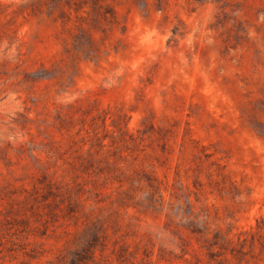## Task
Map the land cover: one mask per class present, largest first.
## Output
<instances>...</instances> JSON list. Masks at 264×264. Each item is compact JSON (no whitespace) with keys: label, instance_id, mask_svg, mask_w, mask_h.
Wrapping results in <instances>:
<instances>
[{"label":"rangeland","instance_id":"obj_1","mask_svg":"<svg viewBox=\"0 0 264 264\" xmlns=\"http://www.w3.org/2000/svg\"><path fill=\"white\" fill-rule=\"evenodd\" d=\"M0 264H264V0H0Z\"/></svg>","mask_w":264,"mask_h":264},{"label":"trees","instance_id":"obj_2","mask_svg":"<svg viewBox=\"0 0 264 264\" xmlns=\"http://www.w3.org/2000/svg\"><path fill=\"white\" fill-rule=\"evenodd\" d=\"M38 1H41V0H36V2H38ZM50 1H53V0H50Z\"/></svg>","mask_w":264,"mask_h":264}]
</instances>
